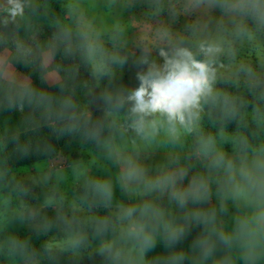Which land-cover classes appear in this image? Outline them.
Masks as SVG:
<instances>
[{"label":"clouds","instance_id":"9594fccd","mask_svg":"<svg viewBox=\"0 0 264 264\" xmlns=\"http://www.w3.org/2000/svg\"><path fill=\"white\" fill-rule=\"evenodd\" d=\"M85 258L264 264V0H0V264Z\"/></svg>","mask_w":264,"mask_h":264},{"label":"rangeland","instance_id":"374dc122","mask_svg":"<svg viewBox=\"0 0 264 264\" xmlns=\"http://www.w3.org/2000/svg\"><path fill=\"white\" fill-rule=\"evenodd\" d=\"M134 75V69L131 67V66H128L126 67L125 69V75H124V80L125 81H129V82H134L132 81V77ZM70 141L68 142H64L63 143V146H62V149L64 150V153L65 155H71L72 157H75V155L78 154V145L75 141H73V143H70ZM82 153H83V157L84 159L89 162V163H93L94 162V157H93V154L91 153L90 149L87 147V146H84L82 149H81ZM157 159H159V157H157ZM71 182V181H69ZM195 232L196 230L193 231L192 233V236L195 235ZM192 239V237L190 236L188 238L187 241H185V246H187V244L190 242V240ZM163 246L160 245L158 246L157 248V251H163Z\"/></svg>","mask_w":264,"mask_h":264},{"label":"trees","instance_id":"16d2710c","mask_svg":"<svg viewBox=\"0 0 264 264\" xmlns=\"http://www.w3.org/2000/svg\"><path fill=\"white\" fill-rule=\"evenodd\" d=\"M17 67H20V66L18 65ZM21 70L23 71L24 69H21ZM33 79H36V77L34 76ZM37 83H39L38 80H37ZM15 119H16V117H15V115H13V120L15 121ZM68 141H69L68 139H61V140L58 142V144H59V146L62 148L63 143H64V142H68ZM76 156H77V155H75V157H76ZM34 159H35V157L29 158V159H25V160L19 161V164L29 165V166H30V165L32 164V162H33ZM45 264H50V262L45 261ZM81 264H96V262H95V261H92V260H89V259H87V258H85V259L81 262Z\"/></svg>","mask_w":264,"mask_h":264},{"label":"crops","instance_id":"0c3cea01","mask_svg":"<svg viewBox=\"0 0 264 264\" xmlns=\"http://www.w3.org/2000/svg\"><path fill=\"white\" fill-rule=\"evenodd\" d=\"M70 143H73V141H70L69 144H70Z\"/></svg>","mask_w":264,"mask_h":264}]
</instances>
